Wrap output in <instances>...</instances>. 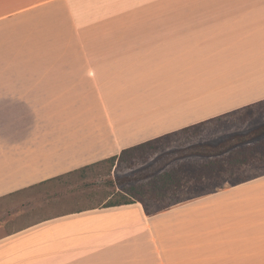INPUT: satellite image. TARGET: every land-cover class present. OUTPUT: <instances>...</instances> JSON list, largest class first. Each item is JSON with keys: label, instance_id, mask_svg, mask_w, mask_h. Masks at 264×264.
<instances>
[{"label": "crops", "instance_id": "crops-1", "mask_svg": "<svg viewBox=\"0 0 264 264\" xmlns=\"http://www.w3.org/2000/svg\"><path fill=\"white\" fill-rule=\"evenodd\" d=\"M138 1L0 0V18H82L83 54L78 71L6 89L0 199L264 102V0ZM261 193L264 173L150 214L136 201L51 215L1 235L0 264H251Z\"/></svg>", "mask_w": 264, "mask_h": 264}, {"label": "rangeland", "instance_id": "rangeland-1", "mask_svg": "<svg viewBox=\"0 0 264 264\" xmlns=\"http://www.w3.org/2000/svg\"><path fill=\"white\" fill-rule=\"evenodd\" d=\"M133 4H139L138 7H153L152 1L148 0H139ZM156 6L162 7L161 4ZM38 12L42 15L0 18V121L6 106V89L34 88L41 84V74L56 71L57 67L59 71L67 69L74 72L82 66L79 65L81 61L75 63V58H83L77 33V24L82 18L51 16L50 7L40 8ZM262 124L264 102L251 109L230 113L172 134L155 142L148 150L123 159L120 164L117 161L113 167L109 164L95 165L85 172L64 175L35 189L4 197L0 199V236L51 215L104 205L113 193L120 190L114 184L117 175L132 172L166 151L197 143H220ZM213 160L215 157L188 156L171 164L169 168H183L180 169L181 186L172 187L158 198L146 191L144 198L151 210L198 196L226 185L227 182L233 183L264 173L263 151L252 162L240 168L228 167L222 176L213 172L212 175L207 174L204 180L196 181L194 176L197 169L194 167L202 168L205 163ZM250 204L251 207L257 206L250 210L251 236L262 238L257 245H252V249L259 247L263 255L252 257L251 264H264V193L252 196ZM126 250L134 252L132 247ZM72 264H82V261H72ZM119 264H127V261Z\"/></svg>", "mask_w": 264, "mask_h": 264}, {"label": "trees", "instance_id": "trees-1", "mask_svg": "<svg viewBox=\"0 0 264 264\" xmlns=\"http://www.w3.org/2000/svg\"><path fill=\"white\" fill-rule=\"evenodd\" d=\"M255 105L247 106L244 108V110L251 109ZM202 124H198L190 128H185L182 131L189 130ZM175 133L166 134L164 136H160L158 138L125 148L119 155H115L91 165L82 167L66 175L85 172L95 165L109 164L110 167H113L117 161H119L120 164L123 159H129L135 153H142L148 150L147 148L153 147L155 142L161 141L166 137H170ZM263 136L264 124L251 129L246 133L235 134L220 143H197L166 151L155 158L152 162L138 169H135L132 172L117 175L114 180V184L115 186L119 187L120 190L113 193L111 199L102 206H116L141 201L149 214L155 211H160L170 205L158 208L156 210H151L149 204L144 198V195L146 194L145 192L148 191L150 192L151 196H156L155 198H158L161 196V194H164L167 191L171 190L172 187L181 186L182 176L180 174V169L183 170V168L180 167L179 169L176 166H172V168H169L170 165L175 161L186 158L188 156L215 157V160L205 163L202 168L194 167V169H197L195 171L196 174L194 176V179H196V181L198 182L202 181L204 175L213 172H217L221 176V174L228 167L240 168L252 162L259 153H262L264 151V138H262ZM206 171L210 173H207ZM61 177L62 176H59L57 178H53L52 180ZM78 210L82 209H77L75 211Z\"/></svg>", "mask_w": 264, "mask_h": 264}]
</instances>
